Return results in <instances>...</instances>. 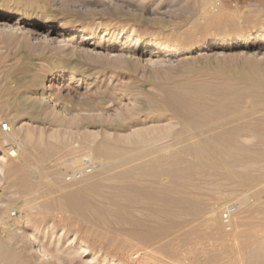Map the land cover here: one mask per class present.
I'll list each match as a JSON object with an SVG mask.
<instances>
[{
  "label": "rangeland",
  "instance_id": "obj_1",
  "mask_svg": "<svg viewBox=\"0 0 264 264\" xmlns=\"http://www.w3.org/2000/svg\"><path fill=\"white\" fill-rule=\"evenodd\" d=\"M18 10L39 22L50 18L52 25L40 29L37 35H12L10 25L17 18L12 12ZM205 10L210 12L211 21L203 14ZM220 16L224 17L220 20ZM61 19L74 29L95 28V33L86 35H92L90 43L81 41L79 49L61 51L59 43L52 42ZM1 21L9 26H0V209L5 216L9 214L10 224L22 228L30 221L25 230L33 232L49 253L45 264L168 263L156 250L152 252L155 259L148 262L133 254L143 248V243L127 236L126 230L133 226L125 221L126 211L100 218L110 207L101 205L103 196L98 198L88 188V182L103 179L102 164L94 157L93 146L105 133L113 137L139 129L145 136L167 128L173 135L156 144H176L175 133L185 127L195 130L199 125H207L206 131L220 133L223 143L231 145L239 140L238 146L244 145L240 132L250 118L236 119L231 115L249 108V99L264 98V85L260 84L264 82V46L253 37L242 36L237 41L203 47L205 42L224 33L239 36L264 27V0H0ZM104 29H125L123 34L155 38L173 50L167 55H152L153 48L137 53L123 51L120 47L130 43L126 36L116 40L111 49L97 46L96 43L104 44L111 38L104 36ZM241 48H250L253 54L240 55ZM72 61L80 69L73 79V69L66 67ZM53 70L59 72L52 76ZM84 75L87 79L80 80ZM172 103L183 106L180 112L170 107ZM262 115L264 109L254 117ZM251 120L255 125V120ZM5 123L8 130L2 128ZM27 128L41 130L45 135L53 130L62 131L61 134L67 131L66 143L56 148L54 140L47 139V144L54 148L50 157L40 163L44 147L22 139ZM13 132L20 136L8 139L6 135ZM84 135H90L91 141L85 142ZM126 146L131 148V157H138L139 149L131 144ZM14 150L17 153L13 156L9 152ZM263 163L254 164L253 176L259 179L251 187L225 178L223 170L208 168L181 184V188L186 185L196 195L193 204L188 205L195 206L197 212L180 217V222L187 220L189 224L177 233L197 241L189 246L192 253L187 255L200 257L203 262L194 264H264ZM87 167L91 171L80 179H68V175ZM24 168L30 172L27 179L21 176ZM140 177L125 184L132 186L141 181L151 186L149 177ZM109 184L116 185L118 181L113 179ZM155 185L160 189L159 184ZM79 190L97 206L95 215L90 212L86 216L78 211L70 196ZM133 200L142 199L134 195ZM229 206H233L232 214L238 213L225 221L223 214ZM133 211L136 216H145L143 210ZM84 246L89 252L80 256ZM32 253L19 263L29 260L27 264H39L41 260L38 258V262ZM156 257L164 261L161 263ZM190 262L189 258L182 261Z\"/></svg>",
  "mask_w": 264,
  "mask_h": 264
},
{
  "label": "bare ground",
  "instance_id": "obj_2",
  "mask_svg": "<svg viewBox=\"0 0 264 264\" xmlns=\"http://www.w3.org/2000/svg\"><path fill=\"white\" fill-rule=\"evenodd\" d=\"M207 12L208 11L205 10L203 14L208 21H211L212 16L210 12ZM12 14L17 16V18L14 19V22L10 25L9 32L12 35L22 34L23 32L27 34L37 35L40 29L47 27V25H52L50 18H46L43 22H39V20L32 15H29L20 10L13 11ZM223 17L224 16H220L218 19L221 20ZM0 26L7 28V26H9V23L7 24L6 22L1 21ZM46 29L48 31L50 30V28ZM94 29L89 30L88 27L74 29L67 20L61 19L60 24L56 27V33H54V35L52 36V42H58L59 44L57 46L61 51H68L71 49L75 50L76 48L79 49V47L82 46V44L80 43L81 41L83 43H90V41L88 40L92 38V35H86H88L89 33H95L96 30ZM124 30L125 29L117 31L116 29H114L112 31H109L108 29H104V36H110L111 38L104 44H102V42L92 44H95L97 46H104L107 49H111L116 46V40L126 36V39L128 40V42L130 41V43H126V45L120 47V50L123 51L137 53L147 48H153L154 50L152 55H167L173 50L169 49L170 46L168 44L162 43L155 38L140 39L136 36H132L131 34H123ZM68 32H70L72 36H69L67 34ZM242 36H246L248 38L253 37L256 39V42L258 44H260L262 47L264 46V27H261L260 29L248 31V34H241L239 36L233 35L231 33L221 34L215 38H212L211 40H208V42H205L203 48L209 47L216 42L228 43L231 41H237L240 40ZM79 37H82V39L80 38V40H77V38ZM239 54H253V51H251L250 48H241ZM62 62L63 61H60V65ZM66 67L67 69H73V71L70 73L71 79L75 78V72H79L80 70L73 61L69 66ZM58 72L59 70H53L52 76ZM81 79L86 80L87 76L84 75V78H80V80ZM260 84L264 85V82ZM48 97H53L52 92ZM248 101L250 102L248 106L249 108H246L245 111H238L231 115L236 119L250 118V121H252L251 119H254L256 122H253L255 123V125H253L249 120H244L245 122L243 123L244 126L242 128V131L241 129L239 130L241 131L240 140L244 145H241L239 143L240 146H238L239 140L236 143H231V145H229L230 142L223 143L221 141V139H223V136L220 133H214V130L211 128L210 129L213 131H211L210 129V131H206L207 125H199L195 130V127H185L183 131H178V133H175V135H177L174 138L178 140L176 144L174 141L169 142L170 144H156V142H158L159 140H163L164 138L166 139L171 134V131L169 130L170 128H167L168 130H163L160 133H158L157 131L156 134L152 133L153 135L145 136L141 135V131L139 129L137 131H132V133L129 132V134H119L113 137L112 135H110L111 133H105L104 137H102L103 139H100L101 141L98 143H95V141L93 140L94 137H92V142L95 143L93 146V152L95 154L94 157L97 156L101 161L102 174L100 173V176H102L104 180L99 178L103 181L98 180L90 183L88 182V188L91 189L90 191L93 194H97L98 198H100V195L103 196L102 201L104 204L101 205L106 206V209L108 208V206L110 207L107 213H101V216L99 215L100 218H107L109 214L111 215L112 213H115L118 215L122 211H126L125 213L127 215H125V221L133 226L131 229L128 228V230H126L127 236L136 238L143 243V248L138 249L133 253L134 255L136 254V257L138 254V256L141 255L143 260H145L146 262L154 260L155 257L152 256L154 255L152 254V252L156 250V252H158L163 258L166 259V261L169 260L168 263L166 262V264H180L184 259L188 258L191 259L190 264L203 262V259L200 257L196 256L193 258V256L189 257L187 255V252L192 253L189 246L197 241L193 238H190L189 235H185V233L182 235L177 234L180 229H182L184 225L188 223L186 222L187 220H184V217H182L184 218V221L180 222V217L190 214L192 215L197 212L194 209L195 206H190L191 203L193 204L196 195L194 194V192H192V189H190L188 186L186 187V185H184L185 188H183L184 186H182L181 188V184L188 180H193L196 173L199 172V170H204L205 168L212 170L216 169L220 171L223 170V175L225 172V178L228 177L234 179L241 185H243V187H251L258 181L259 178L253 176V166L254 164H261V162H264V149L262 147V145L264 144V132L262 130L264 128V115H262L263 117L254 116L256 112L264 109V98L261 97V99L258 100L249 99ZM171 106L173 109H175L176 112H180L179 110L183 107L178 103H172L170 104V107ZM233 121L236 120L234 119ZM189 124H191L192 126V121ZM33 129L27 128L25 130V134H23L24 138L22 139H24L30 145L37 144L40 147H44L43 153L39 156V162L44 163L50 157L54 147L58 148L63 145V143L65 142L67 131L65 132V134H61L60 132L62 131L59 132L53 130L52 132H49L45 135L41 130L39 132H36ZM204 129L205 131L203 132L202 130ZM90 135H84L85 140L83 139V137L82 140H84L85 142L91 141ZM6 136L8 137V139H15L19 137L20 134L19 132H13ZM47 139L54 140V147L52 144H47ZM254 142H256L254 146H245ZM84 144L82 147H84ZM130 144L139 149L138 157L136 153H132V156L133 154L136 155L135 158L129 155L131 148H129L130 146L128 147L126 145ZM175 146L177 147L175 148ZM259 146L262 148H259ZM171 147H174L175 149H170ZM9 153H12V155L14 156L17 152L16 150H14L12 152L10 151ZM60 153H62V151ZM0 158L2 159V157ZM77 159H74V161L78 162L79 159ZM195 160H197L198 162H196ZM1 165L2 164L0 162V168ZM29 175V169H22L21 176L23 179H27ZM137 177H140L142 179H147L149 177L153 184L151 183V186L149 187L148 185H144L143 183H141V181L140 183H136L137 181L134 182L132 186H127L125 184L127 182H133V180H136ZM110 179L112 181L113 179H115L116 181H118V184L110 185L109 183H112V181H110L109 183L106 181H109ZM155 184H159L160 189H158L159 187L157 188ZM87 191L89 192V190ZM84 193L79 190L72 196H70L72 197L71 199L73 203L79 209L77 210L81 214L85 215L90 212H92L93 214L96 213V208H94L96 205L94 204L92 199H90L89 196L87 197ZM133 194L136 196L138 195V198H141L142 200L134 201ZM95 198L98 199L97 197ZM236 207L238 208V205ZM27 208L30 209L31 206L28 204ZM133 209L143 210L145 216H136L133 213L135 212L133 211ZM236 213L232 214V219L235 218L234 215ZM0 215V264H21L19 263V261L23 258L29 257L28 255L31 252L34 253H32V255H35L34 257L37 258L38 262L39 258L42 261H40V263L45 264L47 262L45 259L49 257V253L43 248L42 244L39 240H37L33 232L25 230L30 226V221H27L25 225H22V228H18L17 226H13V224H10L9 214L5 216L6 214L4 210L0 209ZM96 217L97 216H95L94 218ZM211 218L213 219V217ZM182 224L183 226L181 227ZM21 236H24L23 239L21 238ZM30 248L32 251L30 250ZM88 252V247L84 246L82 247L80 256L88 254ZM162 257H156V260H158L159 262L161 261L162 263V261H164L162 260ZM28 261L24 260L25 263ZM209 261L210 260H205L204 262ZM24 262L22 263L24 264ZM92 262H90L89 264H91Z\"/></svg>",
  "mask_w": 264,
  "mask_h": 264
},
{
  "label": "built area",
  "instance_id": "obj_3",
  "mask_svg": "<svg viewBox=\"0 0 264 264\" xmlns=\"http://www.w3.org/2000/svg\"><path fill=\"white\" fill-rule=\"evenodd\" d=\"M2 128L4 130H8L9 126H8V124L5 123V124L2 125ZM10 154L12 155V153H10ZM90 171H91L90 168L87 167L85 170H79V171L73 172L72 174L68 175V179L69 180L80 179L85 173L90 172ZM232 211H233V206H229L225 210V212L223 214V218H224L225 221L229 220L230 216L232 215Z\"/></svg>",
  "mask_w": 264,
  "mask_h": 264
}]
</instances>
